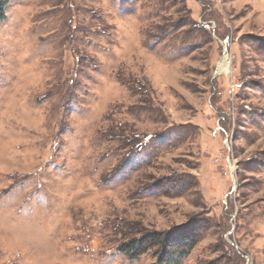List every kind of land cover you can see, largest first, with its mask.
Instances as JSON below:
<instances>
[{
  "label": "rangeland",
  "instance_id": "rangeland-1",
  "mask_svg": "<svg viewBox=\"0 0 264 264\" xmlns=\"http://www.w3.org/2000/svg\"><path fill=\"white\" fill-rule=\"evenodd\" d=\"M7 2L0 264H264V0Z\"/></svg>",
  "mask_w": 264,
  "mask_h": 264
},
{
  "label": "trees",
  "instance_id": "trees-1",
  "mask_svg": "<svg viewBox=\"0 0 264 264\" xmlns=\"http://www.w3.org/2000/svg\"><path fill=\"white\" fill-rule=\"evenodd\" d=\"M7 3V0H0V22L5 19ZM204 228L203 222L193 221L189 225L175 227L169 231H144L140 238L122 244L118 250L129 259L136 260L155 249L154 264H181L198 244Z\"/></svg>",
  "mask_w": 264,
  "mask_h": 264
},
{
  "label": "bare ground",
  "instance_id": "bare-ground-1",
  "mask_svg": "<svg viewBox=\"0 0 264 264\" xmlns=\"http://www.w3.org/2000/svg\"><path fill=\"white\" fill-rule=\"evenodd\" d=\"M230 66V62H229V59H226L225 61H223L221 64H220V70L223 71V70H226L228 69Z\"/></svg>",
  "mask_w": 264,
  "mask_h": 264
}]
</instances>
